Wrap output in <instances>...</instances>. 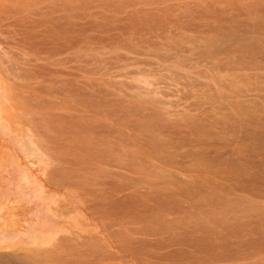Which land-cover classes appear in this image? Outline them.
I'll return each instance as SVG.
<instances>
[{"label":"rangeland","instance_id":"374dc122","mask_svg":"<svg viewBox=\"0 0 264 264\" xmlns=\"http://www.w3.org/2000/svg\"><path fill=\"white\" fill-rule=\"evenodd\" d=\"M253 6L258 13L249 11ZM218 32L241 40L205 56V40ZM242 41L258 44L261 52L243 53ZM135 112H154L165 125L157 134L165 148L158 157L137 140L168 181H204L208 198L215 196L212 187H224L232 190L226 198L264 204L262 197L238 189L236 179L200 166L194 155L201 151L216 160L239 153L250 172L264 163V153L251 151L264 140L250 137L264 130V0L0 1V264H31L30 258L32 264H67L79 260L84 245L94 248L106 240L112 229L146 238L166 235L149 217L152 211L147 213L156 191L140 186L139 176L102 166L112 171L107 178L106 171L102 175L99 167L89 170L81 163L90 158L82 148L85 137L98 132L83 136L72 124L117 118L129 123L138 118ZM234 118L249 127L240 128ZM114 127L138 136L122 120ZM84 169L93 176L97 169L95 179L124 187L114 198L130 197L135 204L122 211L130 214L121 219L126 223L119 216L92 214L93 197L79 191L92 187L93 176ZM175 193L168 204L177 199L182 209L201 200L199 194L191 199ZM182 216L165 212L168 222ZM111 222L117 223L106 230ZM248 230V236L263 235L264 221Z\"/></svg>","mask_w":264,"mask_h":264},{"label":"bare ground","instance_id":"6f19581e","mask_svg":"<svg viewBox=\"0 0 264 264\" xmlns=\"http://www.w3.org/2000/svg\"><path fill=\"white\" fill-rule=\"evenodd\" d=\"M258 9V7L253 6L249 8V11L254 10L256 13H258ZM237 38L241 40L240 37L237 36ZM237 38H232L228 35L224 36L221 33H219V35L210 36L205 40L203 54L205 56L219 55L224 50L228 49L232 42L236 41ZM224 42H229L230 44L227 46H222ZM241 47V51L243 53H252L254 51L261 52V46L253 42L242 41ZM139 112L135 113H138V118L140 119L137 118L134 121L132 120V122L129 121V123H127V121L124 122L125 120L120 119L122 120V123H124V126H130L133 132L137 131V138L135 136L130 137V135L132 134L128 136L123 135L120 128L114 127V125L120 121L118 118L116 120L119 121L115 120L114 123H108L106 121H89V124H85L84 122L83 124L81 121H77L74 123L75 125L72 124V126L78 129L80 134L86 132L88 135H90L89 133L94 128L97 129L98 132H93L91 133L90 137L86 136V139L84 138V141L86 143L84 142L85 148L83 147L84 144L82 145V148L83 150L85 149V152L88 153V156L90 158L88 159L85 156L84 157L86 158V161H90L91 159L90 163L94 165H91L88 161H82L84 157H82L83 155H81L80 158H82V162H80L84 164V167H87L88 169L91 168V166L92 168L94 167V169L95 167H99L101 174L103 173L102 171H106L105 169H107L108 167L117 170H123L131 173L132 175L139 176L141 178V180L138 182L140 186H145L148 189H151V191H156L155 193L156 195L158 194V196L154 194V198L156 197L155 205L151 208L148 207L147 213L152 211L149 217L153 216L152 218H155V220H157L156 223L158 222L161 225V227H158V230L160 231V233H166V235L157 238L156 235H151L149 233L151 236H153V238L138 237L126 232V230L129 229H126L125 231H123L124 229H117L118 231H114L112 229L113 227H115L113 224L117 222H111L112 224L109 223V225L105 226L106 230L112 229L108 233L106 240H104L103 242H95L97 244L94 248L89 246V248H87V246L83 244V247H85V249L83 247L80 249V251H82L79 252V260H72L71 262L68 261V263L264 264V256L259 257L260 255L264 254V234L262 235V233H257L256 236H254V234L248 236L249 233L247 234V231H249L248 228L252 227L253 224L256 223V221H258V223L261 220L264 221V204H261L262 202L258 203L255 201L249 202L245 199H242V197L240 196L234 198H226L225 194L232 195V190L224 187H212L211 189L212 191H214L215 196H213L212 198H208V196L204 195L205 188L208 187L206 185V182L204 181H200L199 183L189 182L186 184H179L177 183V181H174L172 179L168 181V173L161 170V168L150 165V160L148 159L149 154H147L148 151L145 149V151H147L145 154L143 148H140L141 145L143 146V143L140 144V142L138 141V138L141 137V139L146 142L148 148L156 150H154L156 152L155 156L158 157V155H161L163 149L165 148L163 143L161 142V139L158 138L159 135L157 134L160 130H163L165 128V125L162 124L160 118L154 112H150L147 115ZM144 116H146L147 119L142 120L141 118H143ZM110 117H113V115H110ZM255 121L257 122L256 124H258V126L262 125V122H260L258 119H256ZM233 123L237 126H240V128L248 126L243 122V120L238 118H234ZM104 124L110 127L113 126L115 130L113 131V127L110 128L104 126ZM199 129H202V127H199ZM87 130L89 133L87 132ZM250 137H254L258 140H264V130H260L254 134H250ZM187 140L188 139H185L183 140V142H187ZM82 142L80 140L81 144ZM251 151L253 152V154L264 153V146L261 145V147H258L256 149V152L255 149H252ZM194 155L200 166L203 165L205 166V168L207 167L210 170L223 172L227 175L228 178H234L237 180L238 189L242 191L252 192V196H255L256 198L262 197V199L264 200V163L258 168L257 171L250 172V165L242 163L240 161L239 157H241V154L239 153L237 154L238 158L235 157V159L220 157L216 160H209L208 156L201 151ZM80 158H76V160L78 161L80 160ZM80 162L78 161V163ZM102 166L103 168L104 166L107 168L103 170L101 168ZM87 171L85 172L86 174L88 173L89 175L93 176V173H91L92 171H90L91 174L89 173V171ZM95 172L98 174L97 169ZM109 172L107 173L106 171V174L103 173L104 175H102L104 177L110 178L112 171L110 172V174ZM86 174H84L85 178L88 176L90 179L91 177L88 174L86 176ZM147 174L157 176L158 181L147 180V178L145 177ZM96 175L91 178L92 181H88V178L86 180V182L88 181L90 183L89 184L87 182L88 185L92 187L82 188V186H79L81 187L79 191L82 194L93 197L94 201L91 208L92 214L99 217L115 216L116 218L119 216L121 221L119 223H123V217H125L127 214H130L128 212L122 211H124L123 209L129 207L128 204L132 200L128 201L130 197L128 199L127 197H124V199H127L126 202V199H115L114 195L116 193H120L124 187L122 186L120 188L115 186L109 179H106L105 181L100 180L99 178L95 179V177H97ZM121 175L123 176V174ZM177 190L181 193H185V195H188L191 199L195 198L194 196H197L199 194L201 200L199 199L200 202L194 201L195 203L193 202L185 209H182V207L178 205L179 203H177V199L175 200V202H173V205H169L168 202L170 203V200L173 198V194ZM136 193L139 192L136 191ZM149 194H151V192ZM175 194L174 197L176 198L177 196ZM130 205H133L134 207L135 204H132L131 202ZM129 208H131L132 210V207ZM168 211H175V213L178 212L183 216L182 218L174 219L173 221L168 222L165 220V212ZM138 217L142 218V216ZM241 219H244L245 221L242 222ZM128 220H130V217ZM126 221L124 218V223H126ZM254 228H256V226ZM80 244L82 245V243ZM106 246L108 248H106ZM76 250L78 249L75 248L74 251ZM46 252L49 251L47 250ZM74 256H76L75 253ZM77 256L76 258H78ZM35 257L36 255L34 256V258ZM50 260L52 259L50 258ZM29 261H31L29 263H33L31 258L29 259ZM60 261L62 263L63 260ZM34 262L36 261L34 260ZM64 263L66 264V261Z\"/></svg>","mask_w":264,"mask_h":264}]
</instances>
